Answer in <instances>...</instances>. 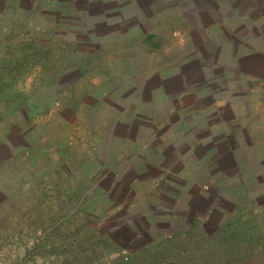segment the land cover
<instances>
[{
  "label": "rangeland",
  "instance_id": "rangeland-1",
  "mask_svg": "<svg viewBox=\"0 0 264 264\" xmlns=\"http://www.w3.org/2000/svg\"><path fill=\"white\" fill-rule=\"evenodd\" d=\"M0 264H264V0H0Z\"/></svg>",
  "mask_w": 264,
  "mask_h": 264
},
{
  "label": "trees",
  "instance_id": "trees-1",
  "mask_svg": "<svg viewBox=\"0 0 264 264\" xmlns=\"http://www.w3.org/2000/svg\"><path fill=\"white\" fill-rule=\"evenodd\" d=\"M221 1H228V0H221ZM196 23L198 24V25H200V26H202V23H203V19H200V18H196ZM188 25V24H187ZM221 38L219 37L218 38V44H219V48H220V50L222 49V50H224V51H226V55H227V51H229L230 50V45H228V43L225 41V39L224 38H222V43H219V41L221 42V40H220ZM225 41V42H224ZM238 43H235L234 44V47L235 48H238ZM211 48V47H210ZM214 48V47H213ZM217 48V47H216ZM212 49V48H211ZM225 59H223L222 60V62H221V64H220V67H222L223 68V72H227V71H236V69L234 68H232V67H230V65H229V63L227 62V61H224ZM197 64H195L194 65V67L196 66ZM183 70H186V69H183ZM228 74V73H227ZM201 82H203V81H198L197 82V84H200ZM210 85V84H209ZM246 86V85H245ZM241 87V86H240ZM239 86L238 87H236V90H239L240 92H243L244 91V89L243 88H240ZM227 102H228V106H229V109L231 108V104L232 103H235V104H238V103H240V99H237V98H234V97H226V99H225ZM225 122H228V120H229V118L226 116L225 117ZM225 122H224V124L223 125H225ZM184 122L183 121H181L179 124H177L178 126H181L182 124H183ZM177 127V126H176ZM241 137V135H239V138ZM222 139L224 140V142L226 143V144H230V136L229 135H222ZM244 145H247L246 143H244Z\"/></svg>",
  "mask_w": 264,
  "mask_h": 264
},
{
  "label": "built area",
  "instance_id": "built-area-1",
  "mask_svg": "<svg viewBox=\"0 0 264 264\" xmlns=\"http://www.w3.org/2000/svg\"><path fill=\"white\" fill-rule=\"evenodd\" d=\"M121 255V257H125V258H127L128 256H127V253L124 251V253H122V254H120ZM119 255H113L112 256V258H120V257H118Z\"/></svg>",
  "mask_w": 264,
  "mask_h": 264
}]
</instances>
